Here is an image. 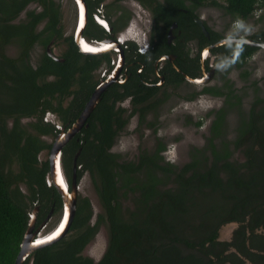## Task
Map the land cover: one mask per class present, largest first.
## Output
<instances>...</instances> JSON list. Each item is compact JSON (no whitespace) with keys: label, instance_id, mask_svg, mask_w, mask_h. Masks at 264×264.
Segmentation results:
<instances>
[{"label":"trees","instance_id":"trees-1","mask_svg":"<svg viewBox=\"0 0 264 264\" xmlns=\"http://www.w3.org/2000/svg\"><path fill=\"white\" fill-rule=\"evenodd\" d=\"M30 1L0 0V21L11 20ZM38 1L43 11H27L30 24L48 17V27L61 35L57 27L61 22L60 13L52 1ZM141 1L153 3L156 0ZM223 1L224 4L217 0L157 2L154 6L156 25L159 27L162 22L164 28L177 20L181 34L175 44L158 37L157 42H152L153 47L158 51L166 47L175 52L177 65L195 76L199 55L189 58L183 52L185 41L197 39L201 48L223 38L210 27H207L209 38L202 32L194 20L200 7L219 6L237 22L249 20L259 9L264 11V0ZM5 28L7 25L3 23L0 36L7 41ZM89 33L98 38L103 35L97 28L89 29ZM36 37L33 34L28 38L27 48ZM249 38L264 42V29L250 34ZM67 44L63 61L45 55L36 69L22 61L23 71L14 69L15 75L9 73L8 68L2 69L0 63V91L6 88L14 95L9 104L0 99V264H15L31 206L39 207L40 219L52 207L59 206L57 190L46 183L49 162L39 160V154L51 146L39 136L55 135V126L44 122V113L53 111L62 125H71L86 107L98 83L94 71L108 60L105 55H83L71 38ZM258 49L246 43L228 42L213 48L212 52H220V59L231 54L232 61L243 67L242 75L247 77L250 72L246 62ZM171 71L174 75H170L168 82L183 81L181 73ZM133 73L124 85L115 83L108 87L81 130L62 150L64 168L71 176L73 157L80 149L77 175L80 177L85 171L92 175L104 214H99L92 225L87 200L81 198L70 225L71 232L36 248L23 264H247L244 258L264 264V97L255 94L245 111L243 96L230 79L221 87L208 85L190 94V100L199 94L220 96L223 104L210 111L214 118L206 148L201 153L197 149L200 156L192 157L177 170L161 156L165 146L160 142L152 153L142 152L137 162L122 159L111 150L127 121L122 116L125 109H115L117 100L132 96L133 102L141 105H135L130 115L138 111L141 120L161 102V99L148 100L159 87L143 84L134 77L135 69ZM48 75L53 77L48 80ZM8 79L12 86L5 83ZM256 85L252 83L254 93L258 91ZM235 106L237 124L233 139L228 140L227 116ZM9 115H17L10 131L6 128ZM19 116L35 117L31 126L38 135L21 130ZM196 125L201 126L202 121L198 120ZM148 126L154 125L150 122ZM233 150H240L243 162L233 159ZM14 165L18 171L12 170ZM20 183L25 185L26 192L21 190ZM128 194L132 195L134 205L132 209L123 210L121 197ZM232 222L237 224L232 239L219 240L221 226ZM103 223L109 232L107 248L101 259L93 261L82 252Z\"/></svg>","mask_w":264,"mask_h":264},{"label":"flooded vegetation","instance_id":"flooded-vegetation-1","mask_svg":"<svg viewBox=\"0 0 264 264\" xmlns=\"http://www.w3.org/2000/svg\"><path fill=\"white\" fill-rule=\"evenodd\" d=\"M48 1L49 2L52 1V3L54 4L53 5L54 8L60 13L61 22L57 25V27L59 28L61 35H59L58 33L57 34L53 33L52 32L53 30L51 31V29L48 27L49 26L48 17L41 18L37 23L30 24L29 21L31 19L29 18L27 11H34L35 13H39V12H42L44 8L41 2H39L38 0H31L26 5V7H24V9L19 11V13L15 17H13L11 20L7 22L0 21V27L3 25V23L7 25V28H5L4 33L7 36H9V39H14L13 38L14 36H18L19 38L18 41H19V46H20V51H19L20 54L17 58L8 60L6 64L4 62V59L1 61L2 69L6 70V67L9 66L8 63H12V65H14L15 67L13 68L11 67L10 69L12 70L11 73L14 74L15 73L14 69H18V68H20L21 71H23V68H21L22 61L24 62V64L30 66L31 68L36 69L38 66L42 64L41 62L42 57L45 55H48L55 61H63L64 54L68 50L67 41L71 38V40H73L75 45H77L79 52L82 53L83 55H91V56L105 55L108 57V60L105 59L102 65L94 71V78L98 80V83L95 86L94 91L98 87L103 86L104 82L111 80L110 83L106 86V88L99 94L96 105L99 103L102 94L108 89V87H110L111 85L115 83L119 85H124L130 80V78H132V76L134 75L133 71L135 69V74L137 75H135L134 77L139 78L143 84L159 87L158 91H156L155 94L148 100L157 101L161 99V102L157 103L156 109L153 108L150 111H148L147 113L149 114L157 113L158 109L164 106L168 102V100H170L173 96H177V94L179 93V90L183 89L184 84L188 85V83H191V82L193 84L209 82L211 78L214 77V75L219 73L218 70H220V68L218 67V65L222 63H227L228 64L227 67L235 66L237 69L243 70V67L241 66L238 67L237 64L232 61L231 54L225 56V58L220 59L221 57L220 52H212L213 48L224 44L222 43L219 45H215L222 39L227 38V36L225 35H223V38H221L220 40L213 42V43H209L201 48H200V45L197 39L190 38L189 40L185 41L183 52L188 54L189 58L194 57L197 54L199 55L198 60L196 61L197 68L194 69L196 73L195 76L189 75L188 72H185L177 65L176 61H178L177 60L178 55L175 52L171 51L169 48H166V47L164 48L160 47L161 50L159 51L155 49L152 45V42H157L158 37L165 38L168 44H175L177 40V36L181 34V29L179 28V24L177 20L172 21L168 27H164V28L163 26L165 25H163L162 22H159V27L156 25L157 19H155L154 6L157 2L164 3V0H156L153 3H151V1L147 3H143L141 0H128V1H134L140 6V8L148 10L152 17L151 27L148 30L147 28H142V29H145V31L141 30L138 33H135L137 31H134V29L132 28L131 19L133 16V12L131 8L126 7L124 4H122V1H126V0H115L116 5L112 9V11L107 10V8L111 5V4L110 5L106 4L107 0H74V4L76 6L75 8L76 25L72 33H68V31L64 30V27H63L64 9L61 8L60 2L58 0H48ZM31 5H34V7L31 8ZM25 10H26L25 17L22 20H20V15ZM85 14H86V17H85ZM198 17H199L198 15L197 17H194V20L196 21V18ZM16 19H18V21H16ZM203 25L206 27V29L207 27H209L204 20H203ZM199 26L202 32L209 38L210 37L209 30L207 29V31L205 32L202 29V26L200 24ZM92 28H97L98 30H100L103 33L102 37L98 38L97 36L89 33V29H92ZM6 30L8 31L6 32ZM14 30H15V34H14ZM92 32H95V29ZM12 34L13 36L11 37ZM33 34L37 37L32 42V44L27 48L29 39L30 37L33 36ZM79 36L81 37V39L77 38ZM137 36L139 37V39L137 38ZM192 42H194L195 44L194 45L195 48L193 49H192L193 45H191ZM37 43L44 45L45 51L42 53L37 66L33 67V65L31 66L30 64L29 58L33 57L32 47ZM83 43H87L89 46H93V47L96 46L97 48H99V50L87 51L83 47ZM58 46L62 50L60 54L55 52V49ZM260 48H263V47H259V49ZM112 55L113 56L115 55L116 57L113 58ZM101 69L104 70L102 74H100ZM10 70L8 71L9 73H10ZM171 70H175L181 73L183 75L182 77L183 81L180 83L168 82L167 80H171L170 75H174V73H172ZM221 70H223L224 77L226 78L225 70L224 69H221ZM210 73H211V76H210ZM52 77L53 75L47 76L48 80H50ZM208 85H211V84H205L199 90L193 89L190 92V94H193L194 92H199L205 86H208ZM130 89L133 90L132 83L130 84ZM200 95H203V94L196 95L195 98H197ZM126 100L130 102L129 106H124L123 103ZM135 105L140 106L141 104L134 103L132 100V96H128V95L125 98L117 100L115 102L116 110L125 109L122 116H123V119H127L126 123L123 126V129L120 131V134L127 127L130 119L133 116H136L138 121L140 120V121H143L144 123L145 119L141 120L139 118L140 114L138 113V111L135 112L133 115H130V112L133 111ZM146 114H145V117H146ZM78 118H76V120L71 125L66 127L65 125H62V123L58 120L57 114L55 112L48 110L43 115L44 122L51 123L55 126V135L51 133V134H45V135L39 136L43 141L51 145L50 148L43 150V151L47 150L46 152H49V157L43 158L42 160L40 159V161L49 162V169L46 174V183L48 186H54L55 190H57L59 194V206H57L56 209L52 207L43 219H40L39 217L41 215L39 213V207L36 204L31 206L32 210L30 209L28 211L29 223L31 222L30 221L31 217H33V231L36 232V234L38 232H41V230L43 229L41 226H44L45 228V226L49 223L51 217L54 216L55 214H59L57 225L54 228L50 229L48 233L50 232L52 233V231L54 232L55 229H57L60 224L62 225V223L66 221L69 215L67 206L70 207V204H69L70 202L68 200H72V197L74 198L75 208H74V214L72 216L71 222L75 217L77 207L79 204V200H82L81 198H84L87 200L86 206L88 207V213L91 214V220H90L91 224L93 225L97 220L96 219L94 222H92L93 211H92V207L90 205L89 199L79 194L80 192L79 184L84 175H89L92 178V181L94 183V179L88 171H85L80 177H78L77 175V170L79 168V166L77 165V157L80 153V149L76 152L75 156L73 157L71 176L70 174L66 172L64 165H63V160H62L63 147L69 140H71L81 130L82 126L85 124V121L87 120L88 117L84 121L83 125L82 126L80 125L81 128L79 129V131H77L73 137H70L61 146L60 163H59V157H57V164L59 165L56 168L57 169L56 174L57 175L59 174V181H57L56 179H53L51 171H50V157H51V154H53L52 153V149L54 150L53 146L58 144L64 138L65 133L68 132L69 129L73 127L76 122H78L77 121ZM144 126L149 127L148 123H146ZM155 127L156 125H154L151 128L155 129ZM28 132H33V134L38 135L34 129L33 130L30 129L28 130ZM49 136H51V138H54V140L51 142L50 141L47 142L45 137H49ZM55 180L57 181V183L59 182V184L61 185L60 189H58L57 183ZM94 187H95V183H94ZM65 195L67 196L66 197L67 200L65 199ZM63 215H64V218H63ZM62 219H63V222H62ZM71 222L64 235L71 232L70 231ZM29 223H28V226H29ZM97 232L95 233L92 240L95 238ZM219 233H220V230H219ZM46 236H45L46 238L45 240L49 239L51 235L47 234ZM41 238L42 236L39 237L40 241H42ZM108 239H109V232H108ZM92 240H90V242ZM106 248H107V245H106ZM83 255L85 254L83 253Z\"/></svg>","mask_w":264,"mask_h":264},{"label":"rangeland","instance_id":"rangeland-1","mask_svg":"<svg viewBox=\"0 0 264 264\" xmlns=\"http://www.w3.org/2000/svg\"><path fill=\"white\" fill-rule=\"evenodd\" d=\"M61 4V8L64 9L63 15V27L68 33H72L76 25L75 17V4L74 0H58ZM224 4L223 0H217ZM108 5H110L107 10L112 11L116 5L115 0H107ZM126 7L131 8L133 12L132 16V28L135 33L140 32L142 28L151 27L152 17L148 10L140 8V6L134 1H122ZM34 5H31L33 8ZM30 9V8H28ZM198 16L201 17L206 24L213 30L221 35L227 37H249L250 34L256 32L257 30L264 29V11L257 10L255 15L245 22H241L244 27H237L238 22L232 20L230 16L224 14L223 10L219 6L212 4L202 6L198 9ZM26 10L20 15V20L25 17ZM18 21V19H16ZM42 27V26H41ZM15 32V30H14ZM3 36H0V63L4 59L5 64L10 59H15L19 56L20 46L18 41V36H14V39H7V41L2 40ZM139 39V37L137 36ZM192 49L194 47V42H192ZM32 58H29L31 66L36 67L38 61L45 51V46L41 44H35L32 47ZM195 50V49H194ZM55 52L60 54L62 50L60 47H56ZM113 56V55H112ZM116 56L114 55L113 58ZM34 58V59H33ZM7 59V60H6ZM112 62V61H111ZM2 64V63H1ZM6 66V65H5ZM8 71L11 67L7 66ZM246 68L250 72L249 76L242 75V69H237L235 66H230L224 68L226 72V78L224 77L223 70H218L219 73L214 75L211 80L207 83H188L184 84L183 89L179 90L177 96H173L168 102L160 107L157 113H147L144 123L143 121H138L136 116H133L127 127L123 130L121 134L118 135L117 140L112 146L111 150L114 153L121 155L122 159L135 161L139 160V156L142 152L152 153L158 146L159 142L164 145L165 148L161 152V156L164 157L165 161L172 163L178 170L185 165L192 157L200 156L197 149L201 153L203 149L207 146V139L209 136L210 124L214 118L210 111L213 108L220 107L223 104L222 97H215L213 95L203 94L197 98L190 100L188 96L193 89H201L205 84H211L216 86H223L226 79H230L232 83L236 86L241 95L243 96L242 108L247 111L250 107L251 102L255 98V94L260 97H264V48L258 49L251 58L247 60ZM12 70H10V73ZM104 72L101 69L100 74ZM13 74V73H11ZM14 75V74H13ZM256 82L257 92L254 93V87L252 83ZM8 86H12L10 79L5 82ZM242 89V90H241ZM0 99L3 103L9 104L13 101L14 95L10 91L7 92L6 88L0 91ZM124 106H129L130 102L127 100L123 103ZM235 110L228 112L227 116V139H233L234 127L237 124V107ZM15 116L9 115L6 117L7 130L10 131L14 126ZM198 120L202 121L201 126H197L196 122ZM36 121V118L31 117H21L19 116L18 127L21 130H33L31 123ZM153 123L156 125L155 129L151 127L144 126L146 123ZM47 142H51L54 138L45 137ZM42 151L39 154V160L49 157V152ZM233 159L239 162H243L244 156L240 153V150H233ZM13 161V160H12ZM17 171V165L12 166V170ZM21 190L26 192L25 185L23 183L19 184ZM79 194L87 197L90 201L92 207L93 215L92 222H94L99 214H104V210L101 204L100 197L94 187L92 178L89 175H84L79 184ZM133 198L131 194L128 196L121 197L120 205L123 210L126 208L132 209ZM32 210V209H31ZM59 214H55L51 217L49 223L45 226H41L43 229L36 235L43 237V235L48 234V231L57 225V220ZM237 227V224L227 223L221 226L219 240L230 241L232 239L233 230ZM42 233V234H41ZM264 233V229H263ZM41 235V236H40ZM108 242V229L103 223L100 226L95 238L85 247L83 253L90 256L94 261H98L103 255L106 245ZM247 264H255L251 260L244 258Z\"/></svg>","mask_w":264,"mask_h":264},{"label":"water","instance_id":"water-1","mask_svg":"<svg viewBox=\"0 0 264 264\" xmlns=\"http://www.w3.org/2000/svg\"><path fill=\"white\" fill-rule=\"evenodd\" d=\"M85 17H86V14H85ZM196 21L202 26V29L206 32L207 29L203 25V19L201 17H198V18H196ZM77 38L81 39L80 36ZM79 39H78V41H79ZM228 42H241V43H246V44H250V45L259 46V47L264 48V42H258V41H255V40L249 38V37H227V38L222 39L221 41H219L215 45H219L222 43H228ZM210 76H211V73H210ZM110 81L111 80L104 82L103 86L98 87L94 91L90 100L87 102L86 107L84 108L82 114L78 118V120H77L78 122H76L75 125L73 127H71L68 132L65 133V136L61 140V143H59L57 145V147L54 149V154H55L56 158L53 159V156L51 154L50 171H51L53 179H56L57 181H59V174L58 175L56 174V171H57L56 167H57V157H59V163H60V149H61L62 144L64 142H66L70 137H73L77 131H79V129L83 125L84 121L86 120V118L89 116V114L91 113V111L95 107L96 102L98 101L99 94L106 88V86L110 83ZM54 147H55V145L53 146V148ZM52 153H53V149H52ZM57 181H56V183H57ZM57 187H58V189L61 188V185L59 184V182L57 183ZM63 193H64V191H63ZM66 197L67 196L65 195V199H66ZM68 201L70 202L69 203L70 204V207H69L70 214L68 216V219H66V223L62 227V231H60L57 235H54V238H51L49 240L47 239V241H46L45 240L46 239L45 236L47 235L46 234V235H43V237L41 238V240L43 242L40 241L39 235L36 236V232L33 231V217H31V220H30L31 222L29 223V226L27 227V230L24 234V238H23V241L21 243L20 251H19V254L16 258L15 264H23L26 257L29 254H31L36 248H39V247H42L46 244H50L52 242H55L56 240H58L59 238H61L65 234V232L68 229L69 224L71 222L72 216L74 214V208H75L74 198L72 197V200H68ZM63 218H64V215H63ZM62 222H63V219H62ZM60 225L58 226V228L61 227ZM58 228L55 229V231H58ZM54 232L52 231V233H54ZM52 233L50 232L48 234H50L52 236Z\"/></svg>","mask_w":264,"mask_h":264},{"label":"bare ground","instance_id":"bare-ground-1","mask_svg":"<svg viewBox=\"0 0 264 264\" xmlns=\"http://www.w3.org/2000/svg\"><path fill=\"white\" fill-rule=\"evenodd\" d=\"M83 47L87 50V51H96V50H99V48H97L96 46L95 47H93V46H89L87 43H83ZM97 48V49H96ZM59 143H61V141L59 142ZM58 143V144H59ZM58 144H56L55 145V147H54V149L57 147V145ZM52 155H54L53 156V159L54 158H56V156H55V154H54V150H53V154ZM57 166H58V164H57ZM57 168V167H56ZM67 205V204H66ZM67 208H68V213L70 214V210H69V207L67 206ZM69 216V215H68ZM68 219V218H67ZM66 223V221L64 222V223H62V225H61V227H59L58 228V231H56L54 234H52V236H50L49 237V239L50 238H54V235H57L59 232H60V230H62V227H63V225ZM48 239V240H49ZM47 241V240H46Z\"/></svg>","mask_w":264,"mask_h":264},{"label":"clouds","instance_id":"clouds-1","mask_svg":"<svg viewBox=\"0 0 264 264\" xmlns=\"http://www.w3.org/2000/svg\"><path fill=\"white\" fill-rule=\"evenodd\" d=\"M237 27H239V28H243L244 25H243L241 22H238ZM227 66H228L227 63H222V64L218 65V67L221 68V69H224V68H226ZM40 236H41V235H40ZM26 258H27V257H26Z\"/></svg>","mask_w":264,"mask_h":264},{"label":"snow or ice","instance_id":"snow-or-ice-1","mask_svg":"<svg viewBox=\"0 0 264 264\" xmlns=\"http://www.w3.org/2000/svg\"><path fill=\"white\" fill-rule=\"evenodd\" d=\"M51 239V238H50Z\"/></svg>","mask_w":264,"mask_h":264}]
</instances>
